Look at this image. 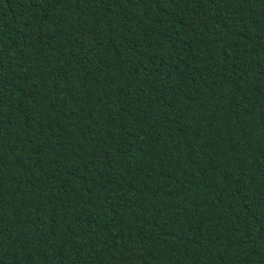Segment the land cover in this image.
Here are the masks:
<instances>
[{
	"label": "trees",
	"instance_id": "1",
	"mask_svg": "<svg viewBox=\"0 0 264 264\" xmlns=\"http://www.w3.org/2000/svg\"><path fill=\"white\" fill-rule=\"evenodd\" d=\"M0 264H264V0H0Z\"/></svg>",
	"mask_w": 264,
	"mask_h": 264
}]
</instances>
